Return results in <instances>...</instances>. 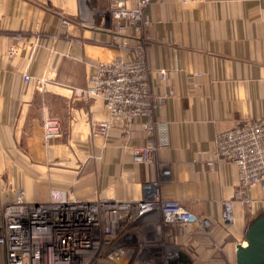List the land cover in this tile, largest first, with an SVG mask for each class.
Wrapping results in <instances>:
<instances>
[{"label": "crops", "instance_id": "crops-1", "mask_svg": "<svg viewBox=\"0 0 264 264\" xmlns=\"http://www.w3.org/2000/svg\"><path fill=\"white\" fill-rule=\"evenodd\" d=\"M109 7V0H0V224L4 206L21 195L30 203L54 192L126 201L156 181L164 198L212 225L162 231L177 264H237V245L264 214V184L248 202L236 200L225 223L239 172L219 162L215 140L264 118V0H153L138 31L118 28ZM138 43L154 94L166 97L152 135L140 121L93 133L91 124L107 118L105 104L80 90L99 63L131 57ZM47 116L62 120L64 137L44 140ZM150 137L153 161H137L135 150Z\"/></svg>", "mask_w": 264, "mask_h": 264}, {"label": "built area", "instance_id": "built-area-1", "mask_svg": "<svg viewBox=\"0 0 264 264\" xmlns=\"http://www.w3.org/2000/svg\"><path fill=\"white\" fill-rule=\"evenodd\" d=\"M127 1L111 0V15L118 28L138 31L153 0H136L134 8ZM151 74L143 43L136 45L131 57L99 65L80 92L106 102L109 118L99 125L92 123V132L140 121L151 136L156 110L165 101L164 96L154 94ZM30 80L25 76L26 82ZM166 80V71L161 70L160 81ZM64 135L58 117L44 119L45 140ZM155 151L150 137L143 148L135 150V158L150 163ZM214 152L219 162L233 163L239 172V188L233 199L224 202L223 218L229 224L235 201L248 202L249 191L264 184V118L220 133ZM163 173L168 175L169 170ZM2 213L0 264H177L176 255L170 254L161 238L162 231L177 225L201 224L209 230L212 226L179 201L164 198L156 181L145 183L142 194L126 201H71L54 192L47 202L30 203L21 195L5 205Z\"/></svg>", "mask_w": 264, "mask_h": 264}, {"label": "water", "instance_id": "water-1", "mask_svg": "<svg viewBox=\"0 0 264 264\" xmlns=\"http://www.w3.org/2000/svg\"><path fill=\"white\" fill-rule=\"evenodd\" d=\"M245 242L237 245V264H264V214L249 225Z\"/></svg>", "mask_w": 264, "mask_h": 264}, {"label": "rangeland", "instance_id": "rangeland-1", "mask_svg": "<svg viewBox=\"0 0 264 264\" xmlns=\"http://www.w3.org/2000/svg\"><path fill=\"white\" fill-rule=\"evenodd\" d=\"M109 3H110V5H111V0H109ZM129 7V6H128ZM130 8V7H129ZM109 11L111 12V10H110V7H109ZM64 25V24H63ZM64 26H68V25H64ZM135 29V28H134ZM136 30V29H135ZM122 45V44H121ZM118 57H120V56H118ZM117 58V57H116ZM115 58V59H116ZM113 61V60H112ZM109 62H111V61H108V62H101V63H99L98 65H97V67H96V69H95V71H93L90 75H89V77H88V79H87V83H86V86H88L89 85V80H90V77H91V75H93V74H95L96 72H97V68L99 67V65H101V64H104V63H109ZM161 71V70H160ZM166 71V70H165ZM159 74H160V72H159ZM166 74H167V78H168V73H167V71H166ZM25 76H29V75H25ZM31 78V77H30ZM24 80H25V77H24ZM31 81V80H30ZM29 81V82H30ZM167 81V80H166ZM165 81V82H166ZM26 82V81H25ZM161 82V81H160ZM28 83V82H27ZM86 86H85V88H86ZM84 88H82L81 90H83ZM81 90H80V92H81ZM165 97V96H164ZM90 98H95V96H91ZM96 98H101V97H96ZM103 101H104V104H105V108H106V111H107V118L104 120V121H100V122H97L96 124L97 125H99L101 122H105V121H107L108 120V118H109V112H108V109H107V106H106V102H105V100L103 99V98H101ZM165 100H166V97H165ZM165 102V101H164ZM160 107V106H159ZM157 111V110H156ZM56 117V116H55ZM59 118V117H58ZM60 119V118H59ZM61 120V119H60ZM254 120V119H253ZM62 121V120H61ZM249 121V120H248ZM43 122H44V120H43ZM246 122V121H245ZM62 124H63V122H62ZM240 125V124H239ZM64 126V125H63ZM238 126V125H237ZM237 126H235L234 128H236ZM42 127H43V125H42ZM233 129V128H232ZM64 130H65V127H64ZM66 131V130H65ZM225 132V131H224ZM222 133V132H221ZM220 134V133H219ZM218 134V135H219ZM64 137V136H63ZM44 138V137H43ZM217 138V137H216ZM45 140V139H44ZM55 140H57V139H55ZM46 142H50V141H52V140H49V141H47V140H45ZM233 164V163H232Z\"/></svg>", "mask_w": 264, "mask_h": 264}, {"label": "bare ground", "instance_id": "bare-ground-1", "mask_svg": "<svg viewBox=\"0 0 264 264\" xmlns=\"http://www.w3.org/2000/svg\"><path fill=\"white\" fill-rule=\"evenodd\" d=\"M256 187V186H255Z\"/></svg>", "mask_w": 264, "mask_h": 264}]
</instances>
